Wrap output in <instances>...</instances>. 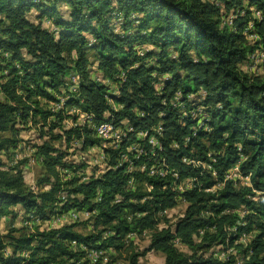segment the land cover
<instances>
[{
  "label": "clouds",
  "instance_id": "clouds-1",
  "mask_svg": "<svg viewBox=\"0 0 264 264\" xmlns=\"http://www.w3.org/2000/svg\"><path fill=\"white\" fill-rule=\"evenodd\" d=\"M0 264H264V0H0Z\"/></svg>",
  "mask_w": 264,
  "mask_h": 264
}]
</instances>
